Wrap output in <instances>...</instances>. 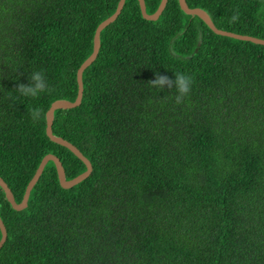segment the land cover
Masks as SVG:
<instances>
[{
	"label": "trees",
	"instance_id": "16d2710c",
	"mask_svg": "<svg viewBox=\"0 0 264 264\" xmlns=\"http://www.w3.org/2000/svg\"><path fill=\"white\" fill-rule=\"evenodd\" d=\"M118 1L0 0V178L16 203L48 154L66 180L86 170L47 138L45 114L75 100ZM160 1L144 0L146 13ZM185 1L219 30L264 40V0ZM35 71L52 91L22 96ZM175 72L194 77L182 104L174 87L148 84ZM82 86L52 133L92 172L65 190L49 162L22 211L0 189V264H264V46L215 35L177 0L154 22L125 0Z\"/></svg>",
	"mask_w": 264,
	"mask_h": 264
},
{
	"label": "water",
	"instance_id": "95a60500",
	"mask_svg": "<svg viewBox=\"0 0 264 264\" xmlns=\"http://www.w3.org/2000/svg\"><path fill=\"white\" fill-rule=\"evenodd\" d=\"M167 1L168 0H161L156 11L153 14H147L144 0H137L142 18L146 21H152V22L157 21L159 19V17L161 16V14H162V12H163L166 4H167ZM177 2H178V6H179L180 10L185 15L199 18L207 26V28L211 32H213L215 35L264 46V40L263 39H258V38L245 36V35L234 34L231 32H226V31L217 29L214 26L213 22L211 21L209 15L204 10L198 9V8H194V9L189 8L187 6L185 0H177ZM124 3H125V0H119L115 12L111 16H109L107 19L102 21L97 26V28L94 32V36H93L92 53L80 65V67L78 68V70L76 72L77 96H76L75 100L73 102H70L67 100H56L50 105L49 109L47 110V112L45 114V124H46L45 134H46L47 138L51 142L69 150L77 159H79L84 164L86 170L83 173H81L80 175L76 176L75 178H73L71 180H66L65 174H64V169H63L62 164L59 161V159L52 154H48L41 160V162L39 163L33 177L28 182L20 203L15 202L14 197H13L10 189L8 188L6 183L0 178V189L4 192V195H5L7 202L10 204V206L15 211H22L23 209H25L27 207V202L29 199L30 192L33 189V187L36 185V183L38 182L40 176L43 173L45 166L49 162H52L54 164L59 186L65 190L70 189V188L76 186L77 184L81 183L86 178H88V176L92 172V166H91L90 162L81 154V152L76 147H74L72 144H70L66 140L55 136L52 133V123H53V119H54V113L56 110L74 109L80 105V102L82 99V93H83L82 73L88 66H90L94 62V60L97 57V54H98L99 48H100V33H101V31L117 19V17L120 15V13L123 9ZM0 234H1L0 249H1L3 244L5 243V240H6V230H5L4 224L1 221V219H0Z\"/></svg>",
	"mask_w": 264,
	"mask_h": 264
},
{
	"label": "clouds",
	"instance_id": "9594fccd",
	"mask_svg": "<svg viewBox=\"0 0 264 264\" xmlns=\"http://www.w3.org/2000/svg\"><path fill=\"white\" fill-rule=\"evenodd\" d=\"M239 19V13H235L230 22H236ZM194 83V77L192 75L175 72V80L169 79L167 76L156 74L155 79L150 80L148 84L157 89L163 88L165 85L172 89L173 87L177 91L175 96L176 104H182L185 98L190 94L192 85ZM15 90L25 97H38L42 92H51L45 76L40 71H35L30 74L29 83H18ZM44 113L40 108H33L31 110V118L33 121H39Z\"/></svg>",
	"mask_w": 264,
	"mask_h": 264
}]
</instances>
